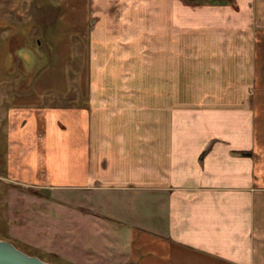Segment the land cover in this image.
I'll return each mask as SVG.
<instances>
[{"label":"crops","instance_id":"1","mask_svg":"<svg viewBox=\"0 0 264 264\" xmlns=\"http://www.w3.org/2000/svg\"><path fill=\"white\" fill-rule=\"evenodd\" d=\"M6 1L38 69L17 93L8 144L15 177L45 196L30 210L41 223L26 224L32 243L71 264H264V0L213 2L212 85L184 92L181 124L157 94L71 101L89 0ZM80 66L86 85L97 65Z\"/></svg>","mask_w":264,"mask_h":264},{"label":"rangeland","instance_id":"2","mask_svg":"<svg viewBox=\"0 0 264 264\" xmlns=\"http://www.w3.org/2000/svg\"><path fill=\"white\" fill-rule=\"evenodd\" d=\"M214 1L94 0L92 4L89 0V6L94 9L89 7L88 36L83 44L87 43L90 51H80L81 43L75 42L69 67L71 101L76 97V90L87 91L94 99H100L103 92L115 91L125 98L129 93L157 94L171 98L174 124L184 123V92L194 93L198 86L207 89L212 85V36L207 31L212 27L214 9L219 7ZM8 9L7 1L0 0V239L51 264H71L62 249L45 251L32 243H36L33 240L36 229H28L26 224L33 218L34 224L41 223L38 221L41 218L37 217L40 213H35V217L30 210L43 204V200L37 198L45 196L39 184L16 178L19 171L16 173V164L10 163L9 129L14 113L11 110L19 104L17 93L28 91L29 82L38 69L28 65L31 51L21 48L22 45L35 48L34 37L27 36L23 29H20L21 34L12 31L20 20L11 16ZM105 17L107 19H101ZM7 25L11 30L9 34L4 31ZM101 25L107 34L99 35ZM92 60L97 65L94 77L87 76L90 80L86 85L76 84L75 79H82L76 76L80 65L83 63L82 67L87 68ZM90 70L93 71V67ZM53 202L68 203L59 199ZM25 230L32 231V236L24 234ZM57 246L67 249V244L53 245Z\"/></svg>","mask_w":264,"mask_h":264},{"label":"water","instance_id":"3","mask_svg":"<svg viewBox=\"0 0 264 264\" xmlns=\"http://www.w3.org/2000/svg\"><path fill=\"white\" fill-rule=\"evenodd\" d=\"M0 264H51L36 255H31L12 242L0 239Z\"/></svg>","mask_w":264,"mask_h":264}]
</instances>
